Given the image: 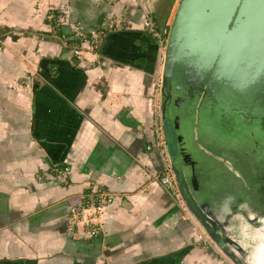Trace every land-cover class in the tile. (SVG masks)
Segmentation results:
<instances>
[{
    "label": "crops",
    "instance_id": "obj_1",
    "mask_svg": "<svg viewBox=\"0 0 264 264\" xmlns=\"http://www.w3.org/2000/svg\"><path fill=\"white\" fill-rule=\"evenodd\" d=\"M174 5L0 0V264H229L155 178L168 164L142 21ZM74 30L99 32L96 48ZM94 191L104 208L82 226L71 211Z\"/></svg>",
    "mask_w": 264,
    "mask_h": 264
},
{
    "label": "water",
    "instance_id": "obj_2",
    "mask_svg": "<svg viewBox=\"0 0 264 264\" xmlns=\"http://www.w3.org/2000/svg\"><path fill=\"white\" fill-rule=\"evenodd\" d=\"M159 82L179 198L233 263L262 262L263 223L230 230L228 209L250 201L264 210V0H177Z\"/></svg>",
    "mask_w": 264,
    "mask_h": 264
},
{
    "label": "built area",
    "instance_id": "obj_3",
    "mask_svg": "<svg viewBox=\"0 0 264 264\" xmlns=\"http://www.w3.org/2000/svg\"><path fill=\"white\" fill-rule=\"evenodd\" d=\"M142 28L148 32H151V35L156 40L157 49H161L164 47L165 37L167 33V28H168L167 24L157 27L154 24V22L151 20V18L147 16L146 14H144L143 21H142ZM97 33L99 32H96L95 30L88 31L86 33L88 37H85L86 35H83L82 31L74 30L73 36L77 40L85 39L86 47L88 48V50H92V49H95L96 46L98 45ZM79 51L80 49L77 47L72 48L73 55L79 56ZM156 140H157V146L163 149L165 146V143H164L163 138L159 136L158 133H156ZM155 178L161 185H163L168 191H170V193L172 194V196H174L176 200L179 201V196H178L176 187L174 185V182L172 180L170 171L168 170V167L165 166V168L162 171H159L157 174H155ZM96 194H98L97 191H94L93 193H91V195L87 199V202H88L87 205H85L82 208L78 207L76 210L71 211L72 216H79L78 221H77L78 224H81L82 226L87 227L89 224H91L90 220H92V218L90 216L98 213L104 208V203L106 202L104 195L98 194V197H96ZM85 211L88 214H86ZM70 221L72 222L74 220L71 219ZM95 234H96L95 229H88L84 232V235L87 237H91ZM197 239L202 241L203 243H206L205 242L206 238L203 236L202 233L197 234Z\"/></svg>",
    "mask_w": 264,
    "mask_h": 264
},
{
    "label": "rangeland",
    "instance_id": "obj_4",
    "mask_svg": "<svg viewBox=\"0 0 264 264\" xmlns=\"http://www.w3.org/2000/svg\"><path fill=\"white\" fill-rule=\"evenodd\" d=\"M177 2V0H175V3ZM174 7H175V5H174ZM174 7L172 8V9H174ZM172 13H173V10H171V13H170V16H169V18H168V23H167V25H169V22H170V19H171V17H172ZM60 18V22H59V24L60 23H62V16L60 15L59 16ZM58 24V25H59ZM101 35V34H100ZM97 38H98V33H97ZM80 49V51H81V48H79ZM85 49V48H84ZM85 51H86V49H85ZM163 51H164V47L163 48H161V49H157L156 48V52H155V69H154V80L156 81V85H155V87L156 88H154L155 89V96L157 97V99H158V92H159V86H160V74H161V64H162V56H163ZM79 55H80V53H79ZM157 112H158V109H159V106L157 105ZM158 114V113H157ZM161 132H162V136H163V139H164V143H165V148L167 149V150H170L171 149V137H170V135H169V133L166 131V130H163V129H161ZM228 169L229 170H231L233 173H234V175L236 176V171L234 170H232V168H231V165L228 163ZM246 202H241L238 206L239 207H237V210L235 211V213L234 214H229V210H228V222L229 223H231V222H233V224H232V226H231V228H230V230H235L236 232H238L237 230L238 229H240V230H242V231H244V230H246L245 231V234L246 233H248V230H250L249 229V227L251 226V227H253L254 226V228L256 227V226H258L259 225V222H261L262 221V223H263V225H264V216L263 217H259L260 215H261V213L262 212H264V210H262V208L261 207H258L259 205H260V203H257V202H251V204H245ZM237 216V217H236ZM256 217H258V218H256ZM243 223H245L246 225H248V226H246V225H244ZM255 224V225H254ZM198 225V224H197ZM253 225V226H252ZM250 227V228H251ZM200 229V231L203 233V235H204V237L207 239V241L211 244V245H214V243L212 242V240L206 235V233L204 232V230L203 229H201V228H199ZM252 231V230H251ZM253 232H255V231H252V234H253ZM252 234H251V236H252ZM264 234V233H263ZM240 234H238V233H233V236L234 237H238ZM233 238V237H232ZM234 239V238H233ZM256 242V241H255ZM261 242V243H260ZM259 243H257V245L258 246H260V244L263 246V248L260 250V253L258 254V255H261V251L263 250L264 251V236H263V241H260ZM250 242L249 241H247V244H249ZM254 244V243H253ZM215 246V245H214ZM253 246H255V245H253ZM216 247V246H215ZM257 247V246H256ZM253 249V248H252ZM256 249H258V248H255L254 249V251L256 252ZM250 251H252V250H250ZM222 253V252H221ZM256 254V253H255ZM263 254H264V252H263ZM222 255V254H221ZM223 255H224V257H226V259L228 260V263L229 264H235V263H233L232 262V259H230L229 257H227L224 253H223ZM236 256L237 257H239L240 259H242V257H243V255L241 256V255H237L236 254ZM264 258H263V256H262V259H261V257L259 258V260L261 261L262 260V262H263V264H264V260H263ZM262 262H257V260H255V263L254 264H261Z\"/></svg>",
    "mask_w": 264,
    "mask_h": 264
},
{
    "label": "trees",
    "instance_id": "obj_5",
    "mask_svg": "<svg viewBox=\"0 0 264 264\" xmlns=\"http://www.w3.org/2000/svg\"><path fill=\"white\" fill-rule=\"evenodd\" d=\"M164 1H166V2L168 3L169 8H170V6H171L173 0H164ZM154 14H155V13H154ZM151 18H152L151 20L154 22V24H155L157 27H159V26H162L163 23H165L166 15L161 16V15H157V14H156V15H153V14H152V17H151ZM142 35L145 36V38L148 40V42L156 44V40H155V38L151 35V32H148V31L146 32V31H145V33H143Z\"/></svg>",
    "mask_w": 264,
    "mask_h": 264
},
{
    "label": "flooded vegetation",
    "instance_id": "obj_6",
    "mask_svg": "<svg viewBox=\"0 0 264 264\" xmlns=\"http://www.w3.org/2000/svg\"><path fill=\"white\" fill-rule=\"evenodd\" d=\"M245 204H251L249 202L245 203ZM229 210V214H234L235 213V210H232V209H228ZM264 216V212L261 213V215L259 217H263ZM229 217V216H228ZM258 218V217H256ZM262 222V221H261ZM233 237V233H229V230H228V239H232ZM234 238V237H233ZM247 264H251L250 262H246ZM263 264V262L261 263Z\"/></svg>",
    "mask_w": 264,
    "mask_h": 264
},
{
    "label": "bare ground",
    "instance_id": "obj_7",
    "mask_svg": "<svg viewBox=\"0 0 264 264\" xmlns=\"http://www.w3.org/2000/svg\"><path fill=\"white\" fill-rule=\"evenodd\" d=\"M239 189H240V187H239ZM239 189H238V190H239ZM249 203H251V202L249 201Z\"/></svg>",
    "mask_w": 264,
    "mask_h": 264
}]
</instances>
